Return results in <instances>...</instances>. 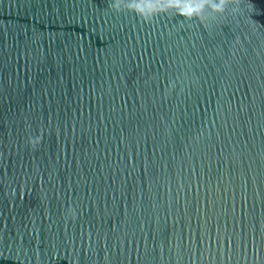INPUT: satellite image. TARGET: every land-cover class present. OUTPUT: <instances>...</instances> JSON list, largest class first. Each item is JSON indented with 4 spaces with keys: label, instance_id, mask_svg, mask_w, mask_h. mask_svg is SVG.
Returning a JSON list of instances; mask_svg holds the SVG:
<instances>
[{
    "label": "water",
    "instance_id": "95a60500",
    "mask_svg": "<svg viewBox=\"0 0 264 264\" xmlns=\"http://www.w3.org/2000/svg\"><path fill=\"white\" fill-rule=\"evenodd\" d=\"M108 3L0 0V264H264V0Z\"/></svg>",
    "mask_w": 264,
    "mask_h": 264
},
{
    "label": "clouds",
    "instance_id": "9594fccd",
    "mask_svg": "<svg viewBox=\"0 0 264 264\" xmlns=\"http://www.w3.org/2000/svg\"><path fill=\"white\" fill-rule=\"evenodd\" d=\"M240 4L241 0H109L108 7L117 13L132 12L146 24H150L160 14L171 13L207 28L210 22H214L217 17H223L229 9L232 15L240 13ZM246 7L249 12L253 11L250 3ZM174 86L170 84L168 92ZM27 142L35 149L40 144L41 137H29ZM12 194H15L14 191ZM67 217L75 220L76 213L72 207L67 209Z\"/></svg>",
    "mask_w": 264,
    "mask_h": 264
}]
</instances>
